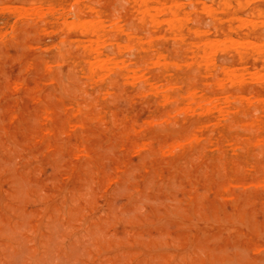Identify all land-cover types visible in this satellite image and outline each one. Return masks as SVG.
Returning <instances> with one entry per match:
<instances>
[{
  "label": "rangeland",
  "instance_id": "374dc122",
  "mask_svg": "<svg viewBox=\"0 0 264 264\" xmlns=\"http://www.w3.org/2000/svg\"><path fill=\"white\" fill-rule=\"evenodd\" d=\"M2 1L0 264H264V0Z\"/></svg>",
  "mask_w": 264,
  "mask_h": 264
},
{
  "label": "bare ground",
  "instance_id": "6f19581e",
  "mask_svg": "<svg viewBox=\"0 0 264 264\" xmlns=\"http://www.w3.org/2000/svg\"><path fill=\"white\" fill-rule=\"evenodd\" d=\"M0 1H2V0H0ZM5 1H6V0H5ZM11 1H12V0H11ZM39 1H40V0H39ZM39 1H37V2H39ZM73 1H74V0H73ZM77 1H78V0H77ZM120 1H121V0H120ZM124 1H125V0H124ZM126 1H127V0H126ZM129 1H130V0H128L127 3H129ZM131 1H132V0H131ZM133 1H134V0H133ZM174 1H175V0H174ZM181 1H183V0H181ZM181 1H179V2H181ZM188 1H189L188 3L190 4L191 0H188ZM192 1H193V0H192ZM196 1H199V0H196ZM200 1H202V0H200ZM215 1H216V4L219 3V2H217L218 0H215ZM225 1H226V0H225ZM245 1H246V0H243L242 2H245ZM249 1H250V0H249ZM2 2H3V1H2ZM27 2H28V1H27ZM30 2L32 3L33 1L31 0ZM70 2H71V1H70ZM74 2H76V1H74ZM143 2H144V0H143ZM155 2H157V1H155ZM160 2H161V0H160ZM171 2H172V0H171ZM233 2H237V1L235 0V1H233ZM238 2H241V1L238 0ZM0 3H1V2H0ZM4 3H5V2H4ZM23 3H24V1H23ZM28 3H29V2H28ZM71 3H72V2H71ZM71 3H69V4H71ZM117 3H118V2H117ZM133 3H134V2H133ZM137 3H139V1H138ZM141 3H142V2H141ZM153 3H154V2H153ZM167 3H168V2H167ZM173 3H175V2H173ZM177 3H178V2H177ZM177 3H175V4L177 5ZM191 3H194V2H191ZM54 4H55V2H54ZM129 4H130V3H129ZM154 4H155V3H154ZM182 4H183V3H182ZM186 4H187V3H186ZM228 4H230V3H228ZM244 4H245V3H244ZM17 5H18V4H17ZM20 5H21V4H20ZM35 5H36V4H35ZM38 5H39V3H38ZM96 5H98V4H96ZM141 5H142V4H141ZM145 5H146V4H145ZM157 5H158V4H157ZM161 5H162V4H161ZM161 5H160V7H161ZM163 5H164V4H163ZM165 5H166V4H165ZM168 5H170V4H168ZM194 5H195V4H194ZM203 5H204V3H203ZM206 5H207V3H206ZM221 5H222V2H221ZM245 5H246V4H245ZM1 6H2V5H1ZM14 6H15V5H14ZM28 6H29V5H28ZM32 6H33V4H32ZM40 6H41V5H40ZM47 6H48V5H47ZM112 6H113V5H112ZM131 6H132V4H131ZM133 6H134V4H133ZM138 6H139V5H138ZM143 6H144V5H143ZM146 6H147V5H146ZM146 6H144V7L146 8ZM171 6H172V5H171ZM174 6H175V5H174ZM178 6H179V4H178ZM178 6H177V7H178ZM186 6L188 7V5H186ZM195 6H197V5H195ZM210 6H211V5H210ZM232 6H233V5H232ZM249 6H250V5H249ZM11 7H12V6H11ZM18 7H19V6H18ZM24 7H25V6H24ZM24 7L22 6L21 9L24 8ZM26 7H27V6H26ZM37 7H38V6H37ZM50 7H51V6H50ZM56 7H57V9H58L59 6H56ZM69 7H70V6H68V9H69ZM144 7H143V8H144ZM149 7H152V6H149ZM172 7H173V6H172ZM189 7H191V6H189ZM207 7H208V6H207ZM218 7H220V5H218ZM221 7H222V6H221ZM223 7H224V6H223ZM223 7H222V8H223ZM226 7H227V6H226ZM238 7H239V6H238ZM238 7L236 6V8H238ZM251 7H253V6H251ZM33 8L36 9L35 7H33ZM72 8H73V7H72ZM72 8H71V10H72ZM88 8L91 9L90 7H88ZM145 8H144V9H145ZM168 8H169V7H168ZM199 8H201V5H200ZM202 8H203V7H202ZM205 8H206V7H205ZM209 8H210V7H209ZM209 8H208V9L206 8L208 12H210ZM211 8H212V7H211ZM216 8H217V7H216ZM222 8H221V9H222ZM253 8H254V7H253ZM2 9H3V8H1V10H2ZM14 9H16V8H14ZM14 9H13V10H14ZM21 9H20V10H21ZM25 9H26V8H25ZM34 9H33V10H34ZM55 9H56V8H55ZM57 9H56V10H57ZM60 9H62V8H60ZM75 9H76V8H75ZM120 9H121V8H120ZM134 9H135V8H134ZM146 9H147V8H146ZM146 9H145V10H146ZM152 9H153V8H152ZM156 9H158V8H156ZM156 9H155V10H156ZM162 9H163V8H162ZM166 9H167V8H166ZM173 9H174V8H173ZM184 9H185V8H184ZM184 9H182V10H184ZM203 9H204V8H203ZM233 9H234V8H233ZM233 9H232V7H231V10H229V11L231 12V11H233ZM11 10H12V9H11ZM26 10H28V9H26ZM29 10H30V9H29ZM29 10H28V11H29ZM38 10H40V9H38ZM38 10L35 11V12H37L36 14H38V12H39ZM41 10H42V9H41ZM45 10L47 11V9H44V10H42V11H45ZM48 10H49V9H48ZM51 10L53 11V9H51ZM62 10H63V9H62ZM62 10H61V11H62ZM64 10H65V9H64ZM124 10H125V9H124ZM135 10H137V9H135ZM168 10H169V9H168ZM186 10H187V9H186ZM186 10H184V12H185ZM194 10H195V9H194ZM197 10H199V9H197ZM204 10H205V9H204ZM227 10H228V9H225V11H226L225 13H228ZM239 10H240V9H238V11H239ZM250 10H251V9H250ZM250 10H249V11H250ZM21 11H22V10H21ZM114 11H115V10H114ZM117 11H118V10H117ZM138 11H139V10H138ZM140 11H141V10H140ZM151 11H152V10H151ZM162 11H163V14L165 15V13H164V9H163ZM171 11H173V10H171ZM171 11H170V14L172 13ZM179 11H181V10H179ZM187 11H189V10H187ZM200 11H201V10H200ZM202 11H203V10H202ZM212 11H218V10H212ZM223 11H224V9H222V14L225 15V16L227 17L228 14H224ZM253 11H254V10H253ZM4 12H5V11H4ZM19 12H20V11H19ZM33 12H34V11H33ZM57 12H58V11H57ZM71 12H72V11H71ZM135 12H136V11H135ZM156 12H157V11H156ZM158 12L160 13L161 11H158ZM168 12H169V11H168ZM168 12L166 13L167 15H169ZM247 12H248V11H247ZM256 12H258V10H257ZM256 12H255V13H256ZM22 13H23V12H22ZM27 13H28V12H27ZM44 13H45V12H44ZM145 13L147 14V10L145 11ZM196 13H198V12H196ZM199 13H200V12H199ZM231 13H232V12H231ZM250 13H251V11H250ZM0 14H1V13H0ZM3 14H4V13H3ZM23 14H24V13H23ZM29 14H30V13H29ZM69 14H70V13H69ZM93 14H94V13H93ZM133 14H134V13H133ZM141 14H142V13H140V15H141ZM172 14H173V13H172ZM179 14H180V13H179ZM183 14H184V13H183ZM186 14H187V13H186ZM186 14H185V15H186ZM39 15H41V14L39 13V14L36 15V16L38 17ZM42 15H44V14H42ZM42 15H41V16H42ZM140 15H139V16H140ZM147 15H148V14H147ZM156 15H158V14H156ZM161 15H162V14H161ZM198 15H199V14H198ZM200 15H201V14H200ZM200 15H199V16H200ZM262 15H263V14H262ZM262 15H261V16H262ZM11 16H12V15H11ZM24 16H25V15H24ZM56 16H57V15H56ZM136 16H138V15H136ZM139 16H138L137 19H140V20H141V17L139 18ZM176 16H178V15L176 14ZM176 16H175V17H176ZM179 16H180V15H179ZM196 16H197V15H196ZM206 16H207V12H206ZM228 16H229V15H228ZM263 16H264V15H263ZM8 17H9V16H8ZM27 17H28V15H27ZM31 17H32V16H31ZM31 17H29V18H31ZM34 17H35V16H34ZM37 17H36V19H37ZM59 17H60V16H59ZM72 17H73V13H72V15H71V20H69V21H70L71 23L74 24V21H72ZM131 17H132V16H131ZM131 17H130V18H131ZM133 17H134V15H133ZM165 17H166V16H165ZM173 17H174V16H173ZM184 17H185V19H186V17H189V16H184ZM200 17H201V16H200ZM208 17H209V16H208ZM231 17H233V15H232ZM231 17H230V18H231ZM234 17L237 18L236 16H234ZM238 17H241V16L238 15ZM12 18H13V17H12ZM45 18H46V17H45ZM134 18H135V17H134ZM159 18H160V17H159ZM161 18H162V17H161ZM161 18H160V19H161ZM163 18H164V17H163ZM179 18H180V17H179ZM179 18H178V19H179ZM192 18H193V17H192ZM209 18H210V17H209ZM224 18H225V17H224ZM59 19H60V18H59ZM82 19L84 20V22L82 21L83 23H85V21L87 20V19H84V18H82ZM97 19H98V18H97ZM147 19H149V18H147ZM172 19H173L172 21H174V23H175V22H176V18H175V19L172 18ZM245 19H248V18H245ZM11 20H12V19H11ZM11 20H10V21H11ZM65 20H66V19H65ZM80 20H81V19H80ZM94 20H95V18H94ZM98 20H99V19H98ZM103 20H106V19H103ZM140 20H139V21H140ZM154 20H157V19H154ZM158 20H159V19H158ZM168 20H169V18L166 19V21H168ZM228 20H229V19H228ZM231 20H232V19H231ZM237 20H240V18H237ZM241 20H243V19H241ZM248 20L251 21L250 19H248ZM248 20H246V21L244 20V21L247 22ZM254 20H255V19H253V21H254ZM258 20H261V18L258 19ZM1 21H2V20H1ZM61 21H62V19H61ZM66 21H67V20H66ZM88 21H89V18H88V20H87L86 22H88ZM90 21H91V20H90ZM90 21H89L90 25H92V24L94 25L95 23L98 22V21H96V22L92 23V22H90ZM131 21H132V20H131ZM136 21H137V20H136ZM160 21H162V20H160ZM164 21H165V20H164ZM164 21H163V22H164ZM178 21H179V20H178ZM180 21H181V20H180ZM180 21H179V23H180ZM183 21H184V20H183ZM183 21H182V23H183ZM209 21H210V20H209ZM217 21H218V20H217ZM224 21H225V19H224ZM235 21H236V20H235ZM244 21H242V22H244ZM41 22H42V21H41ZM70 22H68L69 25H70ZM111 22H112V21H109V23H111ZM114 22H115V21H114ZM114 22H113V23H114ZM151 22H152V21H151ZM191 22H192V21H191ZM238 22H239V21H238ZM261 22H262V20H261ZM5 23H6V21H5ZM31 23H33V22H31ZM42 23H43V22H42ZM63 23H65V22H62V24H63ZM76 23H78V21H76ZM91 23H92V24H91ZM103 23H104V24H103ZM103 23H100V25H101V24H102V25H105L106 22H103ZM117 23H119V22H117ZM117 23H116V24H117ZM154 23H156V22H154ZM174 23H173V24H174ZM179 23L177 22V24H179ZM236 23H237V22H236ZM236 23H234V25H235ZM240 23H241V21L238 23V25H239ZM62 24H61V25H62ZM65 24H67V23H65ZM73 24H72L71 26L74 27ZM107 24H108V22H107ZM121 24H122V23H121ZM148 24H149V23H148ZM165 24H166V26L168 27L169 23H168V25H167V23H165ZM191 24H193V23H191ZM212 24H213V23H212ZM212 24H211V25H212ZM228 24H229V23H228ZM244 24H245V23H244ZM246 24H247V23H246ZM246 24H245V25H246ZM251 24H252V23H250V26H251ZM8 25H9V24H8ZM12 25H13V23H12ZM78 25H79V24H78ZM117 25H118V24H117ZM119 25H120V24H119ZM134 25H135V24H134ZM152 25H153V23H152ZM180 25H181V23H180ZM245 25H244V26H245ZM1 26H2V24L0 25V27H1ZM76 26H77V25H75V27H76ZM88 26H89V25H88ZM98 26H99V25H98ZM115 26H116V25H115ZM174 26H175V24H174ZM174 26H172V27H174ZM176 26H178V25H176ZM176 26H175V27H176ZM213 26L215 27V25H213ZM236 26H237V25H236ZM239 26H240V25H239ZM3 27H4V24H3ZM28 27H29V26H28ZM69 27H70V26H69ZM69 27H68V29H70ZM81 27H83V28H84L83 30L85 31L86 27H84L83 25H82ZM108 27H109V26H108ZM150 27H151V26H150ZM180 27H181V26H180ZM180 27H179V29H180ZM183 27H185V25H184ZM189 27H190V26H189ZM201 27H202V26H201ZM237 27H238V26H237ZM240 27H241V26H240ZM242 27H243V26H242ZM146 28H147V27H146ZM168 28H169V27H168ZM194 28H195V27H194ZM194 28H193V29H194ZM226 28H228V27H226ZM229 28H230V27H229ZM244 28H245V27H244ZM256 28H258V27H256ZM4 29H5V28H4ZM59 29H60V28H59ZM59 29H58V30H59ZM66 29H67V27H66ZM102 29H103V28H102ZM105 29H107V28H105ZM113 29H114V28H113ZM117 29H118V28H117ZM119 29H120V27H119ZM129 29H130V28H129ZM132 29H133V28H132ZM138 29H139V28H138ZM153 29H154V28H153ZM164 29H165V27H164ZM164 29H163V31H164ZM175 29H176V28H175ZM193 29H192V30H193ZM215 29H216V28H215ZM215 29L213 28L212 31L215 32V31H214ZM217 29H218V27H217ZM230 29H231V28H230ZM245 29H246V28H245ZM247 29H248V27H247ZM15 30H16V29H15ZM48 30H49V29H48ZM78 30H80V29H78ZM103 30H104V29H103ZM127 30H128V29H127ZM169 30H170V28H169ZM169 30H167V31H169ZM176 30H177V29H176ZM197 30H199V29H197ZM202 30H203V29H202ZM218 30H219V29H218ZM227 30H228V29H227ZM239 30H240V29H239ZM5 31H6V29H5ZM45 31H46V30H44V32H45ZM163 31H162V32H163ZM180 31H181V30H180ZM189 31H190V28H189ZM193 31H195V29H194ZM209 31H210V30H209ZM242 31H243V30H242ZM6 32H7V31H6ZM44 32H43V33H44ZM46 32H47V31H46ZM46 32H45V34H46ZM65 32H66V31H65ZM67 32H68V31H67ZM67 32H66V33H67ZM79 32H80V31H79ZM82 32H83V31H82ZM90 32H91V31H90ZM102 32L104 33V31H101V33H102ZM129 32H130V31H129ZM145 32H146V31H145ZM148 32H149V31H148ZM156 32H157V31H156ZM184 32H186L185 29H184ZM190 32H191V31H190ZM196 32H198V31L193 32V35H194V33L196 34ZM199 32H200V31H199ZM201 32H205V31H201ZM207 32H208V31H207ZM207 32H205V33H207ZM220 32H221V31H220ZM220 32H219V33H220ZM114 33H115V32H114ZM123 33H125V32H123ZM152 33H153V32H152ZM154 33H155V32H154ZM187 33H189V32H187ZM191 33H192V32H191ZM191 33L189 34V37H190ZM205 33H204V34H205ZM234 33H235V32H234ZM244 33H245V31H244ZM0 34H1V33H0ZM7 34H8V33H7ZM80 34H81V33H80ZM145 34H146V33H145ZM150 34H151V33H150ZM172 34H173V33H172ZM172 34H171V36H172ZM176 34H178V33H176V31H175V34L173 35V37H174ZM201 34H202V33H201ZM211 34H212V32H211ZM213 34H216V33H213ZM3 35H4V36H3V38H4V37H5V33H4ZM89 35H90V34H89ZM160 35H161V34H160ZM197 35H198V34H197ZM1 36H2V35H1ZM95 36L97 37V35H95ZM158 36H159V35H158ZM169 36H170V35H169ZM169 36H168V37H169ZM178 36H179V35H178ZM200 36H201V35H200ZM203 36H204V35H203ZM11 37H12V36H11ZM103 37H104V36H102V37H100V38H103ZM147 37H148V36H147ZM156 37H157V36H156ZM160 37H161V36H160ZM192 37H193V36H192ZM192 37H191V39H192ZM204 37H206V36H204ZM204 37H203V38H204ZM1 38H2V37H1ZM92 38H93V37H92ZM98 38H99V37H98ZM126 38H127V37H126ZM187 38H188V37H187ZM197 38H198V37H197ZM214 38H215V37H214ZM214 38H213V39H214ZM60 39H62V37H61ZM89 39H91V37H90ZM163 39H164V38H163ZM177 39H178V38H177ZM201 39H202V38H201ZM204 39H206V38H204ZM209 39H210V38H209ZM213 39H212V40H213ZM221 39H222V38H221ZM223 39H224V36H223ZM223 39H222V40H223ZM233 39H234V37H233ZM235 39H236V38H235ZM242 39H243V38H242ZM242 39H241V40H242ZM245 39H246V38H245ZM94 40H95V39H94ZM96 40H97V39H96ZM145 40H148V38L145 39ZM172 40H173V39H172ZM202 40H203V39H202ZM202 40H201V41H202ZM206 40H207V39H206ZM217 40H220V39H217ZM225 40H230V39H229V38H228V39L226 38ZM225 40L222 41L223 43L220 42V44H223V45H224V41H225ZM237 40H239V41H237ZM246 40L248 41V39H246ZM0 41H1V40H0ZM3 41H4V40H3ZM13 41H14V40H13ZM60 41H61V40H60ZM60 41H59V42H60ZM90 41H91V40H90ZM107 41H108V40H107ZM107 41H106V42H107ZM143 41H144V38H143ZM149 41H150V40H149ZM155 41H156V39H155ZM180 41H181V40H180ZM190 41H191V40H190ZM190 41H188V42H190ZM207 41H209L210 45H211V44H216V42L213 43L214 41H216V39H215L213 42H210V40H207ZM220 41H221V40H220ZM230 41L232 42L233 40H230ZM236 41H237L238 43L241 42L240 39H236ZM95 42H96V41H95ZM152 42H153V41H152ZM157 42H159V41H157ZM157 42H155V43H157ZM160 42H161V41H160ZM251 42H253V40H252ZM61 43H62V41H61ZM86 43H87V42H86ZM97 43H100V42H96V44H97ZM104 43H105V42H104ZM104 43H103V44H104ZM115 43H116V42H115ZM155 43L153 42V44H155ZM174 43H175V42H174ZM201 43H203V42H201ZM201 43H200V44H201ZM207 43H208V42H207ZM229 43H230V42H229ZM234 43H236V42H234ZM234 43H233V44H234ZM255 43H257V42L255 41ZM82 44H85V43H82ZM89 44H90V43H89ZM103 44H102V45H103ZM108 44H109V43H108ZM120 44H121V43H120ZM122 44H123V43H122ZM160 44L163 45L162 42H161ZM175 44H177V42H176ZM191 44H192V43H191ZM205 44H206V43H205ZM227 44H228V43H226L224 46H227ZM233 44H231V45H229V46L232 47ZM243 44H244V43H241L242 46H245V45H243ZM253 44H254V43H253ZM258 44H259V43H258ZM54 45H55V44H54ZM98 45L100 46L101 44H98ZM98 45H97V46H98ZM117 45H118V44H117ZM172 45H173V44H172ZM177 45H178V44H177ZM193 45H194V44H193ZM210 45H209V44H206V45H204V46H207V49H208V46H210ZM234 45H236V44H234ZM249 45H251V44H249ZM34 46H35V45H34ZM37 46H38V45H37ZM67 46H68V45H67ZM73 46H74V45H73ZM75 46H77V45L75 44ZM84 46H85V45H84ZM126 46H127V45H126ZM154 46H155V45H154ZM165 46H166V45H165ZM173 46H174V45H173ZM194 46H195V45H194ZM217 46H218V45H217ZM238 46H240V44H238ZM242 46H241V47H242ZM256 46H257V45H256ZM49 47H50V46H49ZM51 47H53V46H51ZM82 47H83V46H82ZM95 47H96V46H95ZM104 47H105V46H104ZM111 47H112V46H111ZM111 47H110V48H111ZM127 47H128V46H127ZM131 47H132V46L130 45V47H128V48H131ZM139 47H140V46H139ZM187 47H190V46L188 45ZM197 47H198V45H197ZM211 47H212V45H211ZM211 47H210V48H211ZM219 47H220V46H219ZM222 47H223V46H222ZM222 47H220V48H222ZM257 47H258V46H257ZM89 48L91 49L90 45H89ZM116 48L119 49L118 47H116ZM159 48H160V47H159ZM201 48H202V47H201ZM201 48H200V50H201ZM214 48H218V47H215V46H214ZM214 48L212 47L213 51L215 50ZM220 48H219V49H220ZM226 48H227V47H226ZM4 49H5V48H4ZM61 49H62V48H61ZM80 49H81V48H80ZM102 49H103V48H102ZM142 49H143V48H142ZM142 49H141V50H142ZM153 49H154V48H153ZM212 49H211V50H212ZM234 49L237 50V48H234ZM93 50H95V49L93 48ZM104 50H105V49H104ZM135 50H136V49H135ZM167 50H168V49H167ZM167 50H166V51H167ZM195 50H197V49H195ZM203 50H205V49H203ZM236 50H234V52H236ZM240 50H242V49H240ZM43 51H44V50H43ZM96 51H97V49H96ZM173 51H174V50H173ZM201 51H202V50H201ZM213 51H212V52H213ZM237 51H238V50H237ZM204 52L207 53V51H204ZM209 52L211 53L210 49H209ZM151 53H152V52H151ZM236 53H237V52H236ZM152 54H153V53H152ZM197 54H199V53H197ZM197 54H196V55H197ZM202 54H203V53H202ZM207 54H208V53H207ZM228 54H230V53H228ZM61 55H62V54H61ZM157 55H158V54H157ZM157 55L155 56V58L157 57ZM170 55H171V54H170ZM190 55H192V54H190ZM209 55H210V54H209ZM246 55H247V54H246ZM59 56H60V55H59ZM105 56H106V55H105ZM109 56H110V55H109ZM113 56H114V55H113ZM171 56H172V55H171ZM202 56H203V55H202ZM211 56H212V55H211ZM211 56H210V57H211ZM237 56H239V54H238ZM248 56H249V55H248ZM30 57H31V56H30ZM167 57H169V55H168ZM205 57H206V56H205ZM207 57H208V55H207ZM213 57H214V56H213ZM93 58H94V57H93ZM93 58H92L93 61H91V62H93V64H94V63H96V64H98V63L101 64V63H102V64H103V62H104L103 60L105 59V58H104V59H102V60H99V58H101V57H98L97 62H96V61L94 62V59H95V58H94V59H93ZM96 58H97V57H96ZM120 58H122V57H120ZM180 58H181V57H180ZM198 58H199V56H198ZM200 58H201V57H200ZM110 59H111V58H110ZM201 59L204 60L205 58L203 57V58H201ZM253 59H254V57H253ZM66 60H67V59H66ZM90 60H91V59H89L88 61H90ZM116 60H117V59H116ZM116 60H114V61H116ZM118 60H119V58H118ZM155 60H156V59H153L152 64L155 63V62H154ZM198 60H199V59H198ZM208 60L210 61L211 59H208ZM261 60L264 61L263 59H261ZM61 61H62V59H61ZM98 61H100V62H98ZM101 61H102V62H101ZM112 61H113V60H112ZM121 61H123V60L121 59ZM121 61H120V65L122 64ZM162 61L164 62L165 60H162ZM166 61H167V60H166ZM196 61H197V60H196ZM206 61H207V59H206ZM237 61H238V59H237ZM48 62H49V61H48ZM48 62H47V64H48ZM62 62H63V61H62ZM106 62H108V61H106ZM124 62H127V61H124ZM128 62H129V60H128ZM156 62H157V61H156ZM159 62H160V61L158 60V64H159ZM211 62H212V60H211ZM109 63H110V62H109ZM199 63H200V62H199ZM201 63H202V62H201ZM201 63H200V64H201ZM54 64H55V62H54ZM56 64L59 65L58 62H57ZM60 64H61V63H60ZM88 64H89V62H88ZM93 64H92V66H93ZM96 64H94V66H95ZM115 64H116L117 67L119 66V65H117V63H115ZM161 64H163V63H161ZM197 64H198V62L196 63V65H197ZM205 64H206V63H204V65H205ZM207 64H208V63H207ZM90 65H91V64H90ZM90 65H89V66H90ZM103 65H105V64H103ZM112 65H113V64H112ZM122 65H124V64H122ZM131 65H133V64H131ZM150 65H151V64H149V66H150ZM153 65H154V64H153ZM169 65L172 66L171 64H169ZM204 65H203V66H204ZM263 65H264V64H263ZM263 65H261V66H263ZM44 66L47 67L46 64H45ZM49 66H50V65H49ZM60 66H61V65H60ZM114 66H115V65H114ZM126 66H127V65H126ZM147 66H148V65H147ZM251 66H254V65H251ZM67 67H68V66H67ZM96 67L98 68V66H96ZM99 67H100V65H99ZM102 67H105V66H102ZM124 67H125V66H123V68H124ZM128 67H129V66H128ZM145 67H146V66H145ZM157 67H159V66H157ZM174 67H176V66L174 65ZM201 67H202V66H201ZM214 67H215V66H214ZM220 67H222V66H220ZM220 67H219V68H220ZM259 67H260V66H259ZM259 67H258V68H259ZM50 68H51V67H50ZM88 68H90V67H88ZM132 68H135V67H132ZM137 68H138V67H137ZM152 68H153V67H152ZM202 68H204V67H202ZM206 68H207V66H206ZM225 68H226V67H225ZM231 68H232V67H231ZM254 68H255V67H254ZM47 69H48V68H47ZM56 69H57V68H56ZM100 69H101V68H100ZM100 69H98V70H100ZM104 69H106V68H104ZM124 69H125V68H124ZM135 69H136V68H135ZM157 69H159V68H157ZM157 69H156V70H157ZM226 69H228V68H226ZM226 69H224V70H226ZM232 69H233V68H232ZM73 70H74V69H73ZM73 70L70 69L71 72H73ZM90 70H91V69H90ZM126 70H127V69H126ZM133 70H134V69H133ZM139 70H140V68H139ZM154 70H155V69H154ZM172 70H173V69H172ZM197 70H198V69H197ZM202 70H203V69H202ZM204 70H205V68H204ZM204 70H203V71H204ZM81 71H82V70H81ZM92 71H94V69H93ZM107 71H108V69H107ZM111 71H112V70H111ZM127 71H128V70H127ZM129 71H130V70H129ZM141 71H143V70H141ZM148 71H149V70H148ZM152 71H153V70H152ZM219 71H220V70H219ZM222 71H223V70H222ZM231 71H232V70H231ZM231 71H230V74H231ZM249 71H250V70H249ZM251 71H252V70H251ZM99 72H100V71H99ZM132 72H133V71H132ZM139 72H140V71H139ZM139 72H138V73H139ZM156 72H157V71H156ZM209 72H211V71H209ZM213 72H214V71H213ZM228 72H229V71H228ZM245 72H246V71H245ZM254 72H255V71H254ZM25 73H27V72H25ZM58 73H59V72H58ZM74 73H75V72H74ZM106 73H107V72H106ZM133 73H134V72H133ZM223 73H224V72H223ZM226 73H227V71H226ZM235 73H236V72H235ZM250 73H253V72H250ZM255 73H257V72H255ZM110 74H111V73H110ZM135 74H136V72H135ZM139 74L143 75L142 73H139ZM232 74H233V75H236V74H234L233 72H232ZM232 74H231V76H232ZM237 74H238V72H237ZM253 74H254V73H253ZM257 74H259V71H258ZM261 74H262V73H260L259 75H261ZM71 75H72V74H71ZM75 75H76V74H75ZM80 75H81V74H80ZM94 75H95V74H94ZM100 75H102V74H100ZM104 75H105V74H103V76H104ZM137 75H138V74H137ZM141 75H139V76H141ZM201 75H202V74H201ZM203 75H205V73H204ZM214 75H216L215 72H214ZM248 75H249V74H248ZM259 75H258V76H259ZM262 75H264V72H263ZM132 76H134V75H132ZM132 76H131V77H132ZM139 76H137V77H139ZM146 76H147V74H146ZM210 76H211V75H210ZM228 76H229V75H228ZM245 76H246V75H245ZM45 77H46V75H45ZM72 77H73V76H72ZM85 77H86V76H85ZM100 77H102V76H100ZM124 77H125V76H124ZM131 77H130V78H131ZM142 77H143V76H142ZM213 77H214V76H213ZM218 77H219V76H218ZM248 77H249V76H248ZM254 77H255V76H254ZM262 77H263V76H262ZM144 78H145V77H144ZM144 78H142V79H144ZM184 78H185V77H184ZM220 78H221V77H220ZM239 78H240V77H239ZM251 78H252V77H251ZM251 78H250V79H251ZM255 78H256V77H255ZM255 78H254V79H255ZM73 79H74V78H73ZM92 79H93V77H92ZM100 79H101V78H100ZM139 79H141V78H139ZM152 79H153V78H152ZM204 79H205V78H204ZM225 79H226V78H225ZM252 79H253V78H252ZM74 80H75V79H74ZM93 80H94V79H93ZM96 80H97V79H96ZM106 80H107V78H106ZM132 80H134V78L131 79V81H132ZM164 80H165V79H164ZM214 80H215V79H214ZM239 80H240V79H239ZM258 80H259V79H258ZM13 81H14V80H13ZM48 81H49V79H48ZM100 81H101V80H100ZM134 81H135V80H134ZM221 81H223V80H221ZM221 81H220V82H221ZM236 81H237V79H236ZM256 81H257V80H256ZM260 81H261V80H260ZM92 82H93V81H92ZM109 82H110V81H109ZM128 82H130V80H128ZM140 82H141V81H138L139 84H140ZM142 82H143V81H142ZM147 82H149V81L146 80L145 83H147ZM164 82H165V81H164ZM229 82H231V81H228V83H229ZM46 83H48V82L46 81ZM49 83H53V82L49 81ZM58 83H60V82H58ZM75 83H77V82H75ZM78 83H79V82H78ZM130 83H132V82H130ZM181 83H182V82H181ZM228 83H227V84H228ZM12 84H13V83H12ZM84 84H85V83H84ZM139 84H138V85H139ZM142 84H143V83H142ZM154 84H155V83H154ZM167 84H168V86L170 85L169 83H167ZM172 84H175V83H172ZM257 84H258V83H257ZM19 85H20V84H19ZM45 85H46V84H45ZM82 85H83V83H82ZM86 85H87V84H86ZM106 85H107V84H106ZM140 85H141V84H140ZM150 85H151V87L153 86L152 84H150ZM150 85H149V86H150ZM15 86H16V85H15ZM15 86H14V88H15ZM64 86H65V85H64ZM64 86H63V87H64ZM109 86H110V85H109ZM141 86H142V85H141ZM160 86H161V85H160ZM165 86H166V85H165ZM219 86H220V85H219ZM61 87H62V86H61ZM65 87H66V86H65ZM89 87H90V86H89ZM102 87H103V86H102ZM147 87H148V86H147ZM153 87H155V86H153ZM162 87H164V86H162ZM173 87H174V86H173ZM187 87H188V86H187ZM16 88H17V87H16ZM58 88H59V87H58ZM85 88H86V87H85ZM97 88H98V87H97ZM103 88H104V87H103ZM106 88H107V87H106ZM140 88H143V87H140ZM149 88H150V87H149ZM165 88H169V87H165ZM165 88H164V89H165ZM175 88H176V87H175ZM223 88H224V87H223ZM12 89H13V88H12ZM30 89H31V88H29V91H30ZM63 89H64V88H63ZM78 89H79V88H78ZM81 89H82V88L80 87V90H81ZM107 89H108V88H107ZM145 89H146V88H145ZM155 89H157V87H155L154 90H155ZM197 89H198V88H197ZM205 89H206V88H205ZM13 90H14V89H13ZM76 90H77V89H76ZM108 90H109V89H108ZM128 90H129V89H128ZM165 90H166V89H165ZM192 90H193V89H192ZM37 91H38V90H36V92H37ZM54 91H55V90H54ZM96 91H97V90H96ZM96 91H95V92H96ZM145 91H146V90H145ZM148 91H149V90H148ZM150 91H151V90H150ZM150 91H149V92H150ZM155 91H157V90H155ZM159 91H161V90H159ZM194 91H195V90H194ZM73 92H75V91H73ZM79 92H80V91H79ZM93 92H94V91H93ZM101 92H102V91H101ZM101 92H100V93H101ZM189 92H192V91L190 90ZM222 92H223V91H222ZM151 93H152V91H151ZM187 93H188V92H187ZM33 94H34V93H33ZM37 94H38V93H37ZM58 94H59V93H58ZM60 94H61V93H60ZM83 94H84V93H83ZM114 94H115V93H114ZM147 94H148V93H147ZM147 94L145 93V95H147ZM188 94H189V93H188ZM188 94H187V95H188ZM199 94H200V93H199ZM225 94H226V93H225ZM225 94H224V95H225ZM30 95H31V94H30ZM75 95H76V94H75ZM75 95H74V93H73V96H75ZM81 95H82V93H81ZM85 95H87V93H86ZM93 95H94V94H93ZM93 95H92V96H93ZM96 95H97V94H96ZM106 95H107V94H106ZM145 95H144V96H145ZM162 95H163V94H162ZM183 95H184V94H182V96H183ZM191 95H192V94H191ZM191 95H190V97H191ZM193 95H195V94H193ZM193 95H192V96H193ZM222 95H223V94H222ZM237 95H239V94H237ZM242 95H243V94H242ZM65 96H66V94H65ZM89 96H91V95H89ZM89 96H87V97H89ZM111 96H112V95H111ZM163 96H164V95H163ZM179 96H181V95H179ZM188 96H189V95H188ZM217 96H219V95H217ZM246 96H247V95H246ZM246 96L244 95L243 97H246ZM38 97H39V96H38ZM68 97H69V95H68ZM70 97H71V96H70ZM109 97H110V94H109ZM175 97H176V96H175ZM183 97H185V96H183ZM197 97H198V94H197ZM211 97H212V96H211ZM211 97H210V98H211ZM240 97H241V96H240ZM4 98H6V97H4ZM59 98H61V97H59ZM62 98H64V97H62ZM90 98H91V97H90ZM163 98H164V97H163ZM198 98H199V97H198ZM210 98H209V99H210ZM255 98H256V97H255ZM255 98H254V99H255ZM257 98H258V97H257ZM259 98H262V97L260 96ZM66 99H67V98H66ZM71 99H72V97H71ZM94 99H95V96H94ZM103 99H104V98H103ZM166 99H167V98H166ZM190 99H191V98H190ZM227 99H229V98H227ZM231 99H232V98H231ZM69 100H70V99H69ZM72 100H73V99H72ZM74 100H75V99H74ZM168 100H170V99L168 98ZM171 100H172V99H171ZM171 100H170V101H171ZM174 100H175V99H174ZM174 100H173V101H174ZM188 100H189V99H188ZM213 100H214V99H213ZM215 100H216V99H215ZM220 100H221V99H220ZM251 100H253V99H251ZM251 100H250V101H251ZM56 101H57V99H56ZM58 101H59V100H58ZM78 101H79V100H78ZM162 101H164V100H162ZM173 101H171V102H173ZM176 101H177V100H175V102H176ZM192 101H193V100H192ZM232 101H233V99H232ZM256 101H258V100H256ZM186 102H187V101H186ZM199 102H200V101H199ZM208 102H209V101H208ZM216 102H217V101H216ZM219 102H221V101H219ZM51 103H52V102H51ZM70 103H72V102H70ZM90 103H91V102H90ZM99 103H100V102H99ZM138 103H139V102H138ZM154 103H156V102H154ZM190 103H191V102H190ZM237 103H238V102H237ZM55 104H56V103H55ZM81 104H83V103H81ZM88 104H89V103H88ZM106 104H107V102H106ZM109 104H110V103H109ZM134 104H135V103H134ZM196 104H198V106H199V103H196ZM211 104H213V102H212ZM78 105H79V104H78V102H77V105H76V106H78ZM97 105H98V104H97ZM107 105H108V104H107ZM107 105H106V106H107ZM185 105L188 106L187 104H185ZM194 105H195V104H194ZM208 105H209V104H208ZM223 105H224V104H223ZM226 105H227V104H226ZM69 106H71V104H70ZM95 106H96V105H95ZM131 106H132V105H131ZM209 106H210V105H209ZM217 106H218V105H217ZM217 106H216V107H217ZM18 107H19V106H18ZM66 107H67V106H66ZM81 107H82V106H81ZM84 107H85V106H83V108H84ZM161 107H162V106H161ZM169 107H170V106H169ZM192 107L194 108L195 106H192ZM216 107H215V109H216ZM71 108L73 109V107H70L69 110H71ZM96 108H97V107H96ZM99 108H100V107H99ZM179 108H181V107L179 106L177 109L179 110ZM193 108H192V109H193ZM219 108H220V107H218V109H219ZM16 109H17V108H16ZM86 109H87V107H86ZM90 109H91V107H90ZM192 109H191V111H194V110H192ZM56 110H57V109H56ZM81 110H83V109H81ZM93 110H94V109H93ZM95 110H96V109H95ZM98 110H99V109H98ZM108 110H109V108H108ZM171 110H172V109H171ZM181 110H184V109H181ZM181 110H179V111H181ZM186 110H189V108L187 107V109H185V111H186ZM210 110H211V108H210ZM256 110H257V109H256ZM18 111H19V110H18ZM67 111H68V110H67ZM99 111H100V110H99ZM169 111H170V110H169ZM172 111H173V110H172ZM174 111L176 112V110H174ZM185 111H184V112H185ZM191 111H190V112H191ZM22 112H23V111H22ZM43 112H44V111H43ZM77 112H78V111H77ZM79 112H80V111H79ZM87 112H88V111H87ZM100 112H101V111H100ZM100 112H98V113H100ZM200 112H201V111H200ZM202 112H203V110H202ZM202 112H201V113H202ZM254 112H257V111H254ZM53 113H54V112H53ZM67 113H68V112H67ZM101 113H102V112H101ZM112 113H113V112H112ZM169 113H170V112H169ZM171 113H172V112H171ZM191 113H192V112H191ZM194 113H195V112H194ZM198 113H199V112H198ZM198 113L196 112V114H198ZM72 114H73V113H72ZM87 114H88V113H87ZM172 114H173V113H172ZM175 114H177V113H175ZM188 114H189V113H188ZM42 115H43V113H42ZM53 115H54V114H53ZM82 115H83V114H82ZM102 115H103V114H101V116H102ZM168 115H169V114H168ZM170 115H171V114H170ZM178 115H180V114L178 113ZM181 115H182V114H181ZM189 115H191V114H189ZM43 116H44V115H43ZM97 116H98V115H97ZM172 116H173V115H172ZM182 116H183V115H182ZM10 117H11V116H10ZM12 117H13V116H12ZM53 117H54V116H53ZM57 117H59V115H58ZM71 117H72V115H71ZM78 117H79V116H78ZM24 118H25V117H24ZM47 118H48V117H47ZM69 118H70V117H69ZM74 118H75V117H74ZM76 118H77V117H76ZM83 118H84V117H83ZM109 118H110V117H109ZM59 119H61V118H59ZM90 119H92V118H90ZM93 119H94V118H93ZM175 119H176V118H175ZM189 119H190V118H189ZM49 120H50V118H49ZM55 120H56V119H55ZM57 120H58V118H57ZM76 120H77V119H76ZM85 120H86V118H85ZM87 120H88V117H87ZM87 120H86V121H87ZM99 120H100V119H98V121H97V120H96V121L99 123ZM103 120H104V119H103ZM147 120H148V119H147ZM171 120H172V119H171ZM10 121H11V120H10ZM15 121H17V120H15ZM21 121H22V120H21ZM23 121H24V119H23ZM43 121H44V120H43ZM50 121H51V120H50ZM58 121L60 122V120H58ZM61 121H62V120H61ZM73 121H74V120H73ZM149 121H152V120L150 119ZM157 121H159V120H157ZM2 122H3V121H2ZM17 122H18V121H17ZM26 122H27V121H26ZM33 122H35V121H33ZM33 122H32V123H33ZM48 122H49V121H48ZM67 122H68V121H66V123H67ZM89 122H90V121H89ZM168 122H169V121H168ZM3 123H4V122H3ZM45 123H46V122H45ZM51 123H53V122H51ZM51 123H50V124H51ZM54 123H55V122H54ZM100 123H101V122H100ZM153 123H155V122L153 121ZM170 123H171V122H170ZM218 123H219V122H218ZM8 124H9V123H8ZM73 124H74V123H73ZM75 124H76V123H75ZM77 124H78V122H77ZM90 124H91V123H89V125H90ZM95 124H97V123H95ZM113 124H114V123H113ZM134 124H135V123H134ZM157 124H158V123H157ZM16 125H17V123H16ZM42 125H43V124H42ZM55 125H56V124H55ZM70 125H71V124H70ZM89 125H87V126H89ZM150 125H151V123H150ZM159 125H161V123H160ZM170 125H172V124H170ZM175 125H176V124H175ZM8 126H9V125H8ZM24 126H25V125H24ZM48 126H49V125H48ZM85 126H86V125H85ZM94 126H96V125H94ZM99 126H100V125H99ZM111 126H112V124H111ZM111 126H110V127H111ZM116 126H117V125H116ZM162 126H163V125H162ZM164 126H165V125H164ZM172 126H173V125H172ZM17 127H19V126H17ZM17 127H16V128H17ZM44 127H45V126H44ZM60 127H61V125H60ZM73 127H74V125H73ZM76 127H77V126H76ZM79 127H80V126H79ZM105 127H106V126H105ZM119 127H120V126H119ZM41 128H42V127H41ZM45 128H46V127H45ZM47 128H49V127H47ZM47 128H46V129H47ZM90 128H91V127H90ZM106 128H108V127H106ZM106 128H105V129H106ZM139 128H140V127H139ZM6 129H7V126H6ZM26 129H27V128H26ZM43 129H44V128H43ZM58 129H59V128H58ZM71 129H72V128H71ZM79 129H80V128H79ZM81 129H83V128H81ZM81 129H80V130H81ZM86 129H87V128H86ZM93 129H95V128H93ZM101 129H102V128H101ZM108 129H109V128H108ZM140 129L142 130V128H140ZM140 129H139V130H140ZM8 130H9V129H8ZM20 130H21V129H20ZM20 130H19V131H20ZM32 130H33V129H32ZM130 130H131V129H130ZM136 130H137V129H136ZM27 131H29V130H27ZM59 131H60V130H59ZM5 132H6V130H5ZM21 132H22V131H21ZM24 132H25V131H24ZM24 132H22L23 135H24ZM42 132H43V131H42ZM46 132H47V131H46ZM133 132H134V131H133ZM135 132H136V131H135ZM8 133H9V132H7V134H8ZM82 133H83V132H82ZM84 133H85V132H84ZM7 134H6V135H7ZM34 134H35V133H34ZM68 134H70V133H68ZM76 134H77V132H76ZM78 134L82 135L81 133H78ZM78 134H77V136H78ZM88 134H89V133H88ZM88 134H87V135H88ZM90 134H91V133H90ZM90 134H89V135H90ZM106 134H108V133H106ZM120 134H121V133H120ZM131 134H132V133H131ZM139 134H141V133H139ZM139 134H138V135H139ZM155 134H156V131H155ZM30 135H31V134H30ZM36 135H37V134H36ZM45 135H46V134H45ZM55 135H57V134H55ZM55 135L52 134L51 136H55ZM60 135H62V134H60ZM85 135H86V134H85ZM91 135H92V134H91ZM118 135H119V134H118ZM118 135H117V136H118ZM121 135H122V134H121ZM121 135H120V136H121ZM4 136H5V135H4ZM8 136H9V134H8ZM41 136H42V135H41ZM62 136H64V135H62ZM65 136H66V135H65ZM72 136H73V135H72ZM5 137H7V136H5ZM46 137H47V136H46ZM49 137H50V136H49ZM57 137H58V136H57ZM57 137H56V138H57ZM73 137H74V136H73ZM75 137H76V135H75ZM75 137H74V138H75ZM87 137H88V136H87ZM93 137H95L94 134H93ZM115 137H116V136H115ZM124 137H125V136H124ZM131 137H132V136H131ZM194 137H195V136H194ZM42 138H43V137H42ZM42 138H41V139H42ZM61 138H62V137H61ZM61 138H60V139H61ZM89 138H90V137H89ZM125 138H126V137H125ZM139 138H140V137H139ZM190 138H191V137H190ZM224 138H225V137H224ZM256 138H257V137H256ZM41 139H40V140H41ZM44 139H45V137H44ZM51 139H52V137H51ZM51 139H50V140H51ZM65 139H66V138H65ZM75 139H76V138H75ZM78 139H79V137H78ZM107 139H108V138H107ZM131 139H132V138H131ZM131 139H130V140H131ZM187 139H188V138H187ZM187 139H186V140H187ZM191 139H193V138H191ZM34 140H35V139H34ZM47 140H48V139H47ZM58 140H59V138H58ZM81 140H82V139H81ZM126 140H127V139H126ZM186 140H185V141H184V140H181V142H185V143L188 144V142H186ZM193 140H194V139H193ZM5 141H6V140H5ZM41 141H42V140H41ZM44 141H45V140H44ZM51 141H53V140H51ZM74 141H76V140H74ZM83 141H84V139H83ZM127 141H128V140H127ZM178 141H179V140H178ZM30 142H31V141H30ZM33 142H34V141H33ZM56 142H57V141H56ZM68 142H69V141H68ZM85 142H86V141H85ZM85 142H84V143H85ZM87 142H88V141H87ZM105 142H106V141H105ZM128 142H129V141H128ZM133 142H134V140H133ZM171 142H172V141H171ZM42 143H44V142L42 141ZM61 143H62V142H61ZM71 143H72V142H71ZM80 143H83V142H80ZM84 143H83V145H84ZM129 143H130V142H129ZM23 144H24V143H23ZM48 144H49V143H48ZM175 144H176V143H175ZM24 145H25V144H24ZM41 145H42V144H41ZM60 145H62V144H60ZM70 145L72 146V144H70ZM74 145H75V143H74ZM117 145H118V144H117ZM181 145H182V144H181ZM7 146H8V145H7ZM27 146H28V145H27ZM38 146H39V145H38ZM53 146H54V144H53ZM56 146H57V145H56ZM71 146H70V147H71ZM75 146H76V145H75ZM115 146H116V145H115ZM172 146H173V145H172ZM58 147H59V146H58ZM78 147H79V145H78ZM80 147H81V146H80ZM92 147H93V145H92ZM116 147H117V146H116ZM121 147H122V146L120 145V148H121ZM142 147H143V146H142ZM198 147H199V146H198ZM62 148H63V147H62ZM76 148H77V147H76ZM81 148H82V147H81ZM81 148H80V149H81ZM87 148H88V147H87ZM87 148L85 147L84 150L87 149ZM166 148H167V147H166ZM173 148H174V146H173ZM173 148H172V149H173ZM19 149H20V148H19ZM55 149H56V147H55ZM59 149H60V148H59ZM73 149H74V147H73ZM89 149H90V148H89ZM89 149H87V150H89ZM117 149H119V148H117ZM117 149L115 150L116 152H117ZM176 149H177V148H176ZM192 149H193V148H192ZM45 150L47 151V149H45ZM51 150H52V149H51ZM51 150H50V151H51ZM87 150H86V151H87ZM108 150H109V149H108ZM113 150H114V149H112V150L110 149L109 151H113ZM129 150H130V149H129ZM129 150H128V151H129ZM163 150H164V149H163ZM52 151H53V150H52ZM52 151H51V152H52ZM67 151H68V150H67ZM81 151H82V150H81ZM86 151H85V152H86ZM89 151H90V150H89ZM177 151H178V150H177ZM74 152H75V150H74ZM93 152H94V151H93ZM125 152H126V151H125ZM40 153H41V152H40ZM40 153H39V154H40ZM44 153H45V152H44ZM47 153H48V152H47ZM75 153H76V152H75ZM81 153H82V152H81ZM119 153L121 154L120 151H119ZM129 153H130V152H129ZM166 153H167V154H166ZM171 153H172V152H170L169 154H171ZM123 154H124V153H123ZM123 154H122V155H123ZM130 154H131V153H130ZM153 154H154V153H151V155H153ZM165 154L168 155V152H165ZM26 155H27V154H26ZM32 155H33V154H32ZM41 155H42V154H41ZM74 155H75V154H74ZM76 155H77V154H76ZM82 155H85V154H82ZM87 155H88V154H87ZM89 155H92V153L89 154ZM122 155H121V156H122ZM155 155H156V154H155ZM35 156H36V155H35ZM67 156H68V155H67ZM80 156H81V155H80ZM93 156H94V155H93ZM193 156H194V155H193ZM27 157H28V156H27ZM31 157H32V156H31ZM40 157H41V156H40ZM72 157H73V156H72ZM77 157H78V156H77ZM90 157H91V156H90ZM90 157H89V158H90ZM95 157H96V156H95ZM153 157H154V156H153ZM33 158H34V156H33ZM128 158H129V157H128ZM191 158H192V157H191ZM26 159H27V158H26ZM67 159H68V158H67ZM73 159H74V158H73ZM115 159H116V158H115ZM24 160H25V159H24ZM31 160H32V158H31ZM116 160H117V159H116ZM126 160H127V159H126ZM26 161H27V160H26ZM72 161H73V160H72ZM88 161H89V160H88ZM95 161H96V160H95ZM89 162H90V161H89ZM119 162H120V161H119ZM100 163H101V162H100ZM114 163H115V162H114ZM123 163H124V162H123ZM125 163H126V162H125ZM70 164H72V163L70 162ZM76 164H77V163H76ZM90 164H91V163H90ZM95 164H96V163H95ZM96 165H97V164H96ZM84 166H85V164H84ZM98 166H99V165H98ZM118 166H119V165H118ZM63 167H65V165H64ZM74 167H76V166H74ZM120 167H122V166L120 165ZM102 168H103V167H102ZM102 168H101V169H102ZM115 168L117 169V167H115ZM123 168H124V166H123ZM70 169H71V168H70ZM116 169H115V170H116ZM93 170L95 171V169H93ZM80 171H81V170H80ZM103 171H104V170H103ZM110 171H112V170H110ZM120 171H121V170H120ZM125 171H126V170H125ZM63 172H64V170H63ZM104 172H105V171H104ZM113 172H115V171H113ZM101 173H102V172H101ZM115 173H116V172H115ZM102 174L104 175V173H102ZM111 174H112V173H111ZM118 174H119V173H118ZM115 175H116V174H115ZM63 176H64V175H63ZM101 176H102V175H101ZM108 176H109V174H108ZM118 176H119V175H118ZM53 177H54V176H53ZM67 177H68V176H67ZM99 177H100V176H99ZM112 177H113V176H112ZM116 177H117V176H116ZM56 178H57V177H56ZM49 179H51V178H49ZM54 179H55V178H54ZM72 179H73V178H72ZM99 179H100V178H99ZM175 179H176V178H175ZM46 180H47V179H46ZM92 180H93V179H92ZM48 181H49V180H48ZM45 182H46V181H45ZM57 182H58V181H57ZM47 183H48V182H47ZM58 183H59V182H58ZM101 183H102V182H101ZM101 183H100V184H101ZM96 184H97V183H96ZM96 184H95V185H96ZM102 184H103V183H102ZM105 184H106V183H105ZM181 185H182V183L180 184V186H181ZM45 186H46V185H45ZM98 186H99V185H98ZM49 190H50V189H49ZM134 191H135V190H134ZM262 247H263V246H262ZM262 249H263V248H262Z\"/></svg>",
  "mask_w": 264,
  "mask_h": 264
}]
</instances>
